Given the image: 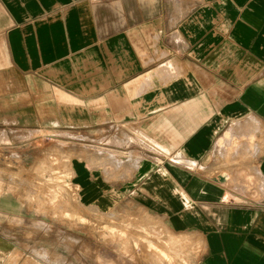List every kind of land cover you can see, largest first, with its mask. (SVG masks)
<instances>
[{
	"label": "crops",
	"instance_id": "obj_1",
	"mask_svg": "<svg viewBox=\"0 0 264 264\" xmlns=\"http://www.w3.org/2000/svg\"><path fill=\"white\" fill-rule=\"evenodd\" d=\"M41 131L84 218L138 209L195 264H264V0H0V161ZM34 248L0 234V264H76Z\"/></svg>",
	"mask_w": 264,
	"mask_h": 264
},
{
	"label": "rangeland",
	"instance_id": "obj_2",
	"mask_svg": "<svg viewBox=\"0 0 264 264\" xmlns=\"http://www.w3.org/2000/svg\"><path fill=\"white\" fill-rule=\"evenodd\" d=\"M45 134L41 131L42 140L35 143V158L23 163L11 149L0 161V234L28 250L40 246L43 252L36 255L43 260H49L51 246H58L76 264L196 263L199 245L138 209L81 216L66 170L71 156Z\"/></svg>",
	"mask_w": 264,
	"mask_h": 264
}]
</instances>
